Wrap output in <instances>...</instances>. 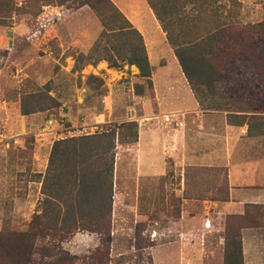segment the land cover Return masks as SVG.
I'll use <instances>...</instances> for the list:
<instances>
[{
  "label": "rangeland",
  "instance_id": "rangeland-1",
  "mask_svg": "<svg viewBox=\"0 0 264 264\" xmlns=\"http://www.w3.org/2000/svg\"><path fill=\"white\" fill-rule=\"evenodd\" d=\"M109 1L127 20L119 7ZM206 1L215 9L206 11L204 24L226 16L230 33L249 31L244 39H230L225 28L213 57L218 67V84L197 90L199 106L206 111L204 115L214 117L213 125L223 121L236 124L238 120L226 117V112L210 109L264 111V37L251 28L257 23L264 25V0ZM66 4L59 6L56 0H0V134L10 139L7 148L4 142L0 143V239L4 243L0 242V264L14 259L10 251L15 249L7 244L9 235L27 229L30 219L26 217H31L41 198V175L51 144L63 138L99 133L108 124L134 122L137 132L139 125L135 120L141 115L139 98L152 95L151 81L140 78L138 71L126 65L108 69L103 61L89 64L103 55L100 48L94 49L96 42L123 45L125 40L123 31L113 32L117 24L109 19L106 6L96 5L97 11L108 19L102 28L97 15L87 6L66 7ZM144 6L150 10L145 0ZM182 76L179 75L181 82L189 88ZM179 78L175 77L173 82L177 92L181 87ZM46 91L55 101L53 108L27 116L19 114L21 98ZM162 116L168 118L162 117L152 127L161 145L173 142L176 133L196 130V124L189 118H193L192 113L179 111ZM123 135L120 132L119 138H124ZM165 162L157 212L155 204L151 210L150 203H139L137 211L144 214L142 220H136L133 211L124 215L120 209V203L131 197L134 189L132 182L120 179L117 165L116 178L112 176L109 244L102 246L95 242V247L74 255L77 258L72 264H223L224 225L248 226L250 218L259 217L258 210L244 207L245 220L236 221L225 215L218 223L210 217L211 209L208 212L202 208L200 201L223 199L227 191L224 169L187 168L183 173L186 190L178 196L181 173L173 170L169 159ZM182 198L197 201L183 203ZM128 205L135 206L134 200ZM181 212L188 217L187 224L178 230L167 228V223L177 219ZM151 215L158 217V236L154 240ZM208 217L209 223L205 221ZM256 229L238 232L241 238L244 230H252L253 239H257L255 250L250 244L245 245V264H264V231ZM179 233L186 234L185 247H179L178 240L175 241ZM100 239L98 236L99 242ZM197 246L201 249H196ZM32 259L38 264L53 262L55 257L46 258L38 250Z\"/></svg>",
  "mask_w": 264,
  "mask_h": 264
},
{
  "label": "trees",
  "instance_id": "trees-1",
  "mask_svg": "<svg viewBox=\"0 0 264 264\" xmlns=\"http://www.w3.org/2000/svg\"><path fill=\"white\" fill-rule=\"evenodd\" d=\"M145 1L199 104L198 88L218 84V67L213 57L222 41L225 28L230 34V39L231 37L244 39L249 31L230 33V23L226 21V16L218 17L211 24H204L206 11L215 9L208 6L206 0ZM56 3L60 6L67 1L56 0ZM99 3L106 6L105 12L109 19L117 24L113 32L123 31L125 40L123 45L109 42L99 45V41L96 42L94 49L100 48L103 55L89 64L104 61L107 68L112 69H117L122 64L134 66L138 76L148 82L150 67L141 36L109 0H70L66 7L87 6L97 15L102 28H105L108 19L103 12L97 11L96 5ZM251 28L264 37L263 24L257 23ZM262 93L264 97V90ZM54 106L55 101L46 91L43 94L21 98L18 109L21 116H27L47 111ZM210 110L224 111L226 117L237 119L235 125H245L247 137L264 135V115L255 114L264 111L254 108ZM120 132L124 133V138H119ZM136 138V124L124 122L108 124L104 130L93 135L54 141L48 152L44 173L41 175L39 189L41 198L36 202L27 229L9 235L7 244L9 243L15 251H10L14 259L12 258L8 264H34L32 255L38 250L46 258L55 257L53 262L40 261L38 264H72L77 257L64 251L60 244L77 232L97 234L101 237L98 244L102 246L109 244L115 142L133 144ZM226 200L227 191L221 201ZM244 207L258 210L256 214L259 215L261 222L258 218H250L248 226L234 227L227 223L224 225L223 264H242L241 238L238 233L240 230L264 228V205L244 204L241 214L227 215L228 218L232 217L236 221L245 220ZM0 242L4 244L1 239Z\"/></svg>",
  "mask_w": 264,
  "mask_h": 264
},
{
  "label": "crops",
  "instance_id": "crops-1",
  "mask_svg": "<svg viewBox=\"0 0 264 264\" xmlns=\"http://www.w3.org/2000/svg\"><path fill=\"white\" fill-rule=\"evenodd\" d=\"M112 1L125 14L130 26L141 36L150 67L149 80L152 86L151 96L139 98L141 115L135 120L139 125L136 142L125 146L115 143L114 146L112 176L116 178L117 165H119L120 179L132 182L134 189L131 197L120 203L122 213L126 215V212L133 211L135 219L142 220L144 214L137 211L139 203H150L151 210H153L152 205L155 204L154 211L157 212L160 180L166 172L165 159L171 161L174 171L181 173L180 188L176 190L178 196H181L184 189L186 190L183 173L187 168L224 169L227 200L202 198L200 201L202 208L207 209L208 212L211 209L210 217L213 216L218 223L225 215L241 214L243 204L264 205V135L247 137L245 125L237 126L224 121L222 124L213 125L214 117L203 114L206 111L200 108L190 89L181 82L179 75L182 76V73L173 51L167 44L165 35L152 12L145 9L144 0ZM142 13L145 14L146 19ZM128 68L137 72L134 66ZM175 77L180 81L181 87L178 92L173 86ZM182 78L186 83L183 76ZM179 111L194 114L193 118H189L196 124L195 132L176 133L173 135V142L167 141L166 145H161L152 128L153 125L161 122L162 117L167 119L168 116H162L165 113L168 115L170 112ZM223 113L225 114L224 111ZM255 114L264 115V113ZM207 195L209 196L210 193L208 192ZM133 200L135 206H129L128 202L131 203ZM182 201L190 203L197 200L182 198ZM202 213L205 214L206 211L203 210ZM26 219H30L29 215ZM187 219L188 217H184V213L181 212L177 219L167 223V228L172 227L175 230L183 228L187 224ZM209 219L208 217L205 221L209 223ZM151 222V238L154 240L158 236V217L156 219L151 215ZM262 230L264 231V228ZM250 231L252 230L242 232L243 264H245V245L250 244L251 249H256L257 239H253L255 234L251 235ZM85 233H74L61 243L62 249L72 255H79L80 252L95 247L96 241H90ZM177 235L175 241L178 240V246L185 247L186 234ZM196 249L200 250L201 246H197ZM152 259L154 261L153 256Z\"/></svg>",
  "mask_w": 264,
  "mask_h": 264
},
{
  "label": "built area",
  "instance_id": "built-area-1",
  "mask_svg": "<svg viewBox=\"0 0 264 264\" xmlns=\"http://www.w3.org/2000/svg\"><path fill=\"white\" fill-rule=\"evenodd\" d=\"M47 124H50L51 123V121H47L46 122ZM10 139H4V137L0 134V143H3L4 142V146L7 148L8 147V141H9ZM15 140H13L12 141V143L13 144H15Z\"/></svg>",
  "mask_w": 264,
  "mask_h": 264
},
{
  "label": "clouds",
  "instance_id": "clouds-1",
  "mask_svg": "<svg viewBox=\"0 0 264 264\" xmlns=\"http://www.w3.org/2000/svg\"><path fill=\"white\" fill-rule=\"evenodd\" d=\"M85 236H87L90 241L91 240H95L97 243L99 242L97 234H94V233L93 234H87V233H85Z\"/></svg>",
  "mask_w": 264,
  "mask_h": 264
}]
</instances>
